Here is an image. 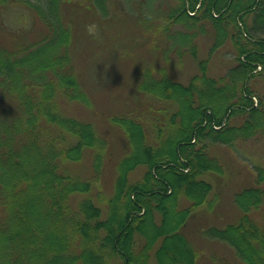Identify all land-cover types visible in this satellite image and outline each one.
I'll return each mask as SVG.
<instances>
[{
  "label": "trees",
  "instance_id": "obj_1",
  "mask_svg": "<svg viewBox=\"0 0 264 264\" xmlns=\"http://www.w3.org/2000/svg\"><path fill=\"white\" fill-rule=\"evenodd\" d=\"M18 1L37 11L46 32L54 26L60 32L56 47L44 54L50 33L26 46L18 40L25 42L22 34L3 35L15 44L0 42V264H149L151 259L196 264L199 253L182 230L193 211L210 203L213 184L206 176L222 171L207 148L219 144L233 152L236 143L264 136V98L258 93L255 103L249 87L251 79L264 75V0H154L152 8L146 0L77 5L100 23L134 15L133 36L149 31L173 43L180 39L192 57L197 30L212 35L206 59L187 83L162 68L157 77L140 69L137 91L169 103L173 111L167 112L166 129L156 125L151 139L131 115L109 117L108 125L126 143L111 181L110 138L69 112L74 104L92 109V100L71 55L73 32L59 15L68 0L55 1L47 13L41 6L48 0ZM11 2L16 1H0L1 8ZM220 32L223 39L217 41ZM222 44L233 51L228 81L206 71L209 53ZM33 56V63L22 64ZM255 168L256 185L235 194L236 222L203 228L208 238L230 248L239 264H264V222L252 216L263 209L264 168ZM105 178L110 183L104 188Z\"/></svg>",
  "mask_w": 264,
  "mask_h": 264
},
{
  "label": "rangeland",
  "instance_id": "obj_2",
  "mask_svg": "<svg viewBox=\"0 0 264 264\" xmlns=\"http://www.w3.org/2000/svg\"><path fill=\"white\" fill-rule=\"evenodd\" d=\"M14 1L16 2H11L3 8L0 5V37H3V39L0 38V42L8 46L15 44L16 39L3 35L22 34L26 38L25 42L18 40L26 46V43L37 41L45 34L46 29L34 8H31L28 3ZM30 1L41 5L35 3L38 0ZM55 1L57 0L44 2L41 10L45 13L52 10ZM162 1L171 2V0ZM68 2V4L60 5L59 15L61 21L73 32L70 44L71 55L77 66L81 68L84 84L90 91L89 97L92 100V109H85L81 105L74 104L70 106L69 112L71 115L92 122L98 131L110 138L106 175L111 181L114 176V164L123 154V146L126 143L125 137L113 129L115 127L108 125L109 117L117 113L131 115L141 123L148 139H151L154 137L156 125L164 128L167 126V112L172 110V105L169 103L153 101L139 93L137 77L140 69L148 68L152 71L151 76L157 77V70L162 68L167 70V75L174 80L187 83L198 73L201 60L206 59L212 35L210 30L209 34L197 30L194 37L197 54L192 57L188 50L184 51L180 39L173 43L170 38L166 40L165 36L154 37L149 31H145L146 34L142 33L141 38L138 34L133 36L130 32L137 30L134 27L136 23L134 15L132 17L126 13L127 15H122L120 18H101L100 23L91 12L77 6H82V3L87 5V0H68ZM146 2L148 6L151 5L149 8H152L154 0H146ZM90 5L93 8V4L90 3ZM110 16L113 17L112 14ZM104 21H106L105 27L102 25ZM172 29L181 31L182 27L173 26ZM47 31V34L50 33V38L44 44L43 51H40L41 54L51 51L57 45L59 28L54 26ZM214 38L217 41L222 40V32L216 33ZM176 47L183 50L182 54L178 55L172 51ZM232 57L233 51L230 46L218 45L209 53L206 62L208 77L223 78L228 81L231 75L228 73L234 65L231 61ZM35 59L34 56L30 57L22 64L33 63ZM6 69L11 71V64ZM145 79L153 80L152 77H145ZM249 87L254 95L256 94V97H253L255 103L260 94L264 98V75L251 79ZM152 144L155 142L153 141ZM233 148V152L227 146L219 144H212L207 148L209 156L218 161L222 171L206 176L213 184V192L209 196L210 203L207 207L201 206L193 211L182 230L184 236L193 243L199 253L196 264H239L230 248L224 243L208 238L203 230L213 225L219 227L236 222L240 212L235 205V194L244 188L256 185L254 177L256 164L264 168V136L236 143ZM140 173L139 169L131 178L139 179ZM102 182L104 188L110 183L107 178ZM262 205V211L252 215L258 224L264 222V203ZM149 264H156V262L151 259Z\"/></svg>",
  "mask_w": 264,
  "mask_h": 264
}]
</instances>
